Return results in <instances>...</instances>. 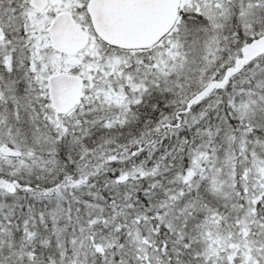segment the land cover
<instances>
[{"label": "snow or ice", "instance_id": "1", "mask_svg": "<svg viewBox=\"0 0 264 264\" xmlns=\"http://www.w3.org/2000/svg\"><path fill=\"white\" fill-rule=\"evenodd\" d=\"M0 264H264V0H0Z\"/></svg>", "mask_w": 264, "mask_h": 264}]
</instances>
